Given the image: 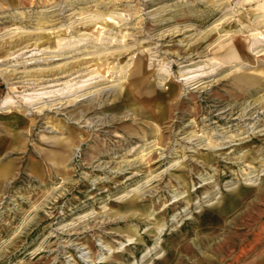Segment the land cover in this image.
I'll return each instance as SVG.
<instances>
[{
	"label": "rangeland",
	"instance_id": "1",
	"mask_svg": "<svg viewBox=\"0 0 264 264\" xmlns=\"http://www.w3.org/2000/svg\"><path fill=\"white\" fill-rule=\"evenodd\" d=\"M91 263L264 264V0L0 7V264Z\"/></svg>",
	"mask_w": 264,
	"mask_h": 264
},
{
	"label": "crops",
	"instance_id": "2",
	"mask_svg": "<svg viewBox=\"0 0 264 264\" xmlns=\"http://www.w3.org/2000/svg\"><path fill=\"white\" fill-rule=\"evenodd\" d=\"M28 1H31V0H0V7L2 6H13V5H17L19 3H22V2H28Z\"/></svg>",
	"mask_w": 264,
	"mask_h": 264
},
{
	"label": "bare ground",
	"instance_id": "3",
	"mask_svg": "<svg viewBox=\"0 0 264 264\" xmlns=\"http://www.w3.org/2000/svg\"><path fill=\"white\" fill-rule=\"evenodd\" d=\"M240 51H242L241 49H239ZM238 52V51H237ZM239 55V54H238ZM190 78V77H189ZM123 89V88H122ZM172 89V88H171ZM171 92V91H170ZM171 95H173V94H171ZM136 232L137 231H135V229H134V236L131 238V239H136L137 237H136ZM259 239V238H258ZM257 240V239H256ZM228 242V241H227ZM254 245V244H253ZM227 247V246H226ZM246 247V246H245ZM218 249V248H217ZM247 249V248H246ZM255 249V248H254ZM227 250V249H226ZM250 250H253V248L252 249H250ZM247 251V250H246ZM239 256V255H238ZM106 256H103L102 258H105ZM91 264H93V263H91Z\"/></svg>",
	"mask_w": 264,
	"mask_h": 264
}]
</instances>
